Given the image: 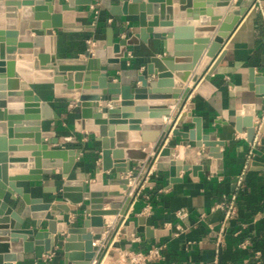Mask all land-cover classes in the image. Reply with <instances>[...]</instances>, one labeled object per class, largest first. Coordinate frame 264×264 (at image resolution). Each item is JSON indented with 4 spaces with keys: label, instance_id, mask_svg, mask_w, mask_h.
Listing matches in <instances>:
<instances>
[{
    "label": "water",
    "instance_id": "obj_1",
    "mask_svg": "<svg viewBox=\"0 0 264 264\" xmlns=\"http://www.w3.org/2000/svg\"><path fill=\"white\" fill-rule=\"evenodd\" d=\"M254 2L241 0L223 16L227 0H114L108 13L135 16L136 31L126 29L117 37L107 27L104 38H93L83 57H61L59 32L94 31L92 23H77L90 15L85 8L93 0H0V264H12L21 254L41 260L55 247L62 249L64 264H91L103 216L122 207L128 183L123 175L133 164L150 158L158 170L168 172L170 184L182 181L180 170L200 169L172 156V147L165 145L169 134L206 148L210 170L223 172L220 148L225 141L204 131L201 117H192L194 127L188 131L166 125L163 118L177 102L176 113L183 107L192 110V92L203 99L216 92L211 75L226 53L222 46ZM150 39L161 42L163 53L149 57L135 83L115 80L105 66L119 64L128 48ZM187 81L191 87L185 86ZM34 84H50L55 98L73 103L69 111L78 115L75 131L86 130L85 136L100 143L101 169L112 170V177L94 182L69 178L80 149L61 147L54 131L42 129L45 121L60 115L34 92ZM234 91L264 95V55L258 69L249 67L247 84ZM234 126L245 132L248 142L264 145V108L242 103L234 111ZM260 168L254 160L246 166ZM55 175L62 181L58 187L42 188L53 193L46 199L31 196L21 185ZM134 233L153 238L168 232L139 216L137 225L129 221L125 226L127 240Z\"/></svg>",
    "mask_w": 264,
    "mask_h": 264
},
{
    "label": "crops",
    "instance_id": "obj_2",
    "mask_svg": "<svg viewBox=\"0 0 264 264\" xmlns=\"http://www.w3.org/2000/svg\"><path fill=\"white\" fill-rule=\"evenodd\" d=\"M95 1L97 0H93ZM99 1L100 22L95 26L94 31L59 32L58 51L61 57H83L86 40L104 38L107 27H112L117 37H121L126 29L136 31L135 16H112L108 13L107 6L109 3H114V0ZM227 1L228 5L223 16L226 15L229 6L241 0ZM85 9L90 11V15L77 19L80 25L92 23V11L89 6ZM107 18L111 19L109 23ZM222 48L226 53L211 75V82L217 88L216 92L209 99H203L192 92L194 98L188 101H194V108L190 110L183 107L178 118L175 119L174 127L188 131L194 127L192 117H201L204 131L214 133L217 139L225 141V146L220 148L223 152V172L210 170V157L206 154V148L197 147L193 141L169 134L165 145L172 147V156L200 165V169L195 173L191 170H180L179 177L182 181L170 184L168 172L156 168L150 177V182L155 183L154 186L150 185L144 191L149 195V199L141 196L129 209L127 221H134L137 225L141 216L138 214L139 211L146 203H150L149 215L143 216L145 223L153 228L166 229L168 232L165 236L153 238L134 233L130 240L125 236L121 239L122 246L137 250H145L153 243H165V259L154 264H261L264 262V145L259 144L254 147L247 141L245 132H237L234 126L235 109L246 102L255 103L257 109H262L264 95H257L251 91L233 92L234 87L247 84L249 67L254 66L258 69L262 63L264 0H255L235 25ZM162 53L161 42L150 39L148 43L128 48L119 64L106 65L105 68L115 76V80L133 84L137 73L145 71L149 57ZM186 85L190 87L191 82ZM32 88L60 115L57 120L45 121L42 129L54 131L61 147L80 149L69 178L94 182L106 181L112 177V170L103 172L101 169L100 143L91 135L85 136L86 130L75 131L74 121L78 115L69 111L73 103L55 98L50 84H34ZM170 109L173 115L176 107L171 105ZM189 112L192 114L191 117L187 116ZM256 120L258 119L254 117V121ZM166 121H169V118H166ZM253 149H258L260 153H253L251 160L261 168L246 171L235 202V215L221 234L222 242L218 243L224 210L216 208V205L234 192L233 181L241 173L248 152ZM145 151L150 153L148 148ZM138 164H133L131 168H135ZM91 178L93 180H90ZM61 181L62 177L55 175L44 177L42 181L23 182L21 185L24 191L31 193V196L46 199L53 193L44 192L42 188L58 187ZM104 207L108 205L105 204ZM178 209H185L188 215L184 219H179L175 215ZM78 213L83 217V211L80 210ZM71 218L72 213H70ZM177 225L181 226V231L177 229ZM135 237L139 239L136 240ZM245 240L249 243L248 247L239 249L237 244ZM54 249L51 257L46 258L44 263L64 264L62 249L59 247ZM255 253L258 255L256 256ZM40 263L43 261L35 259L31 254H21L16 262H12V264Z\"/></svg>",
    "mask_w": 264,
    "mask_h": 264
},
{
    "label": "built area",
    "instance_id": "obj_3",
    "mask_svg": "<svg viewBox=\"0 0 264 264\" xmlns=\"http://www.w3.org/2000/svg\"><path fill=\"white\" fill-rule=\"evenodd\" d=\"M94 5L95 4L92 3L89 6L91 11L94 10ZM108 21H110V19ZM88 42L90 45L92 44V40H89ZM188 99H190V97ZM166 118H169V121H165ZM163 119L166 125L172 124L174 126V123L176 122V120L173 121L172 113L168 116H164ZM252 145L256 147V145H259V142L253 141ZM252 155V151H249L246 156L243 169L236 177L234 192L226 197V199H224L221 203L216 205V208H221L224 210V218L218 235V243L222 242L221 234L228 225L229 221L235 215V202L238 197V191L242 186L244 175L247 171L246 166L251 160ZM149 159L150 158H147L146 160L139 162L135 168H130V170L123 175L128 180L126 189L124 191L125 201L116 214L103 216V228L101 231V236L99 239L93 242V244L96 245L98 249L96 250V254L91 264H101L100 261L103 259L108 261L107 264H154L165 259V243L150 244L145 250H137L129 246L126 247L121 245V239L125 236V226L128 223L127 219L130 207L133 206L136 200L141 196L145 197V199H149V195L145 194L144 191L148 186H150L148 185L150 182V177L154 174L156 169L155 161L150 162ZM124 207H127V209L125 213L122 214ZM150 210V203H146L138 214L145 217L149 215ZM175 215L179 219H184L188 215V212L185 209H178ZM73 219L74 218L72 216L70 219L71 223ZM177 229L179 231L182 230L180 225H177ZM62 235H64L63 232ZM135 239L138 240L139 237H135ZM117 242L120 243L119 246L115 245ZM248 245V241L245 240L238 243L237 247L239 249H246ZM51 255L49 257H43L41 261L44 263L46 258H50ZM255 255L257 256L258 253H255Z\"/></svg>",
    "mask_w": 264,
    "mask_h": 264
},
{
    "label": "rangeland",
    "instance_id": "obj_4",
    "mask_svg": "<svg viewBox=\"0 0 264 264\" xmlns=\"http://www.w3.org/2000/svg\"><path fill=\"white\" fill-rule=\"evenodd\" d=\"M93 4H95V5H94V10L92 11V24L95 25V26H97L99 24V22H100V19H99V17H100V1L97 0V1L93 2ZM109 19L110 18H107L106 19L108 23L111 21V19H110V21H108ZM89 40H91V39H87L86 40V47H85V49H88L89 46H90V44L88 42ZM176 111L177 110H175V112L173 113V115L176 113ZM178 113L179 112L176 113V116H177ZM176 119H177V117H176ZM90 180H93V178H91ZM74 221H72V223H74Z\"/></svg>",
    "mask_w": 264,
    "mask_h": 264
},
{
    "label": "bare ground",
    "instance_id": "obj_5",
    "mask_svg": "<svg viewBox=\"0 0 264 264\" xmlns=\"http://www.w3.org/2000/svg\"><path fill=\"white\" fill-rule=\"evenodd\" d=\"M190 82H191V81H187V83H188V84H189ZM187 83H186V84H187ZM186 84H185V86H187V87H188L189 85H186ZM191 85H192V84H191ZM191 85H190V87H191ZM177 104H178V102H177V103H175V104H174V106L176 107V106H177ZM165 121H166V120H165ZM148 150H149V148H148ZM149 151H150V150H149ZM105 216H106V215H105ZM107 216H108V215H107ZM100 263H101V264H107V263H108V261H107L106 259H103V260H101V261H100Z\"/></svg>",
    "mask_w": 264,
    "mask_h": 264
},
{
    "label": "trees",
    "instance_id": "obj_6",
    "mask_svg": "<svg viewBox=\"0 0 264 264\" xmlns=\"http://www.w3.org/2000/svg\"><path fill=\"white\" fill-rule=\"evenodd\" d=\"M261 264H264V262H262Z\"/></svg>",
    "mask_w": 264,
    "mask_h": 264
}]
</instances>
